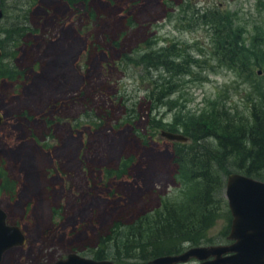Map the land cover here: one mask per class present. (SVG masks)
<instances>
[{
	"label": "rangeland",
	"instance_id": "374dc122",
	"mask_svg": "<svg viewBox=\"0 0 264 264\" xmlns=\"http://www.w3.org/2000/svg\"><path fill=\"white\" fill-rule=\"evenodd\" d=\"M215 7L233 13L245 48L262 27L256 46L264 49V0H0L3 34H15L0 44L12 76L0 79V207L27 238L2 264H52L69 252L93 258L108 251L99 239L114 222L193 194L161 131L185 134L217 106L246 117L249 82L264 81V64L238 74L216 53L213 30L192 21L195 8ZM164 46L188 55V73L171 75L173 92L154 114L146 97L151 73L133 56ZM146 133L153 137L143 143ZM130 157L127 175L107 173ZM215 164L223 179L218 218L198 245L224 243L229 233L226 175L238 169ZM113 255L105 259L114 263ZM117 264L144 263L122 254Z\"/></svg>",
	"mask_w": 264,
	"mask_h": 264
},
{
	"label": "trees",
	"instance_id": "16d2710c",
	"mask_svg": "<svg viewBox=\"0 0 264 264\" xmlns=\"http://www.w3.org/2000/svg\"><path fill=\"white\" fill-rule=\"evenodd\" d=\"M64 1L75 5L79 0ZM192 21L206 24L213 30L216 53L221 61L229 64L238 74L250 76L254 66L261 67L264 64V49L256 46L261 44L262 27L255 31L252 47L245 48L241 41V29L234 25L233 13L222 12L217 7L213 10L195 8ZM3 35L0 44L4 46L15 36L9 30ZM2 53L0 79L5 78V74L12 77L5 70V52ZM133 57L146 74L151 73L146 97L151 103V113L155 114L159 105L173 92L168 81L171 75L188 73V55H183L179 49L174 50L172 46H164ZM176 57L179 60L176 61ZM246 95L249 106L246 117L235 118L219 106L204 109L200 114V122H193L192 127L186 126L184 135L188 141H170L172 163L178 172L189 174V181L195 187L193 194L179 200H162L157 209L140 215L132 222H114L99 239V243L108 251L94 252V259H105L114 252L115 264L120 262L122 254L123 257L129 255L146 263L163 254L181 252L184 243L195 246L203 241L208 242L205 235L218 218L220 200L216 201L215 197L223 184L215 163L224 160L237 168V173L264 181V81L260 78L250 80ZM150 118L149 124H153L154 116L150 115ZM152 137V133H146L140 139L148 143ZM208 138H212V141ZM131 164V157L124 158L118 167L108 169L107 173L114 178L123 177L127 175V168ZM150 171L151 168H147L146 172Z\"/></svg>",
	"mask_w": 264,
	"mask_h": 264
},
{
	"label": "water",
	"instance_id": "95a60500",
	"mask_svg": "<svg viewBox=\"0 0 264 264\" xmlns=\"http://www.w3.org/2000/svg\"><path fill=\"white\" fill-rule=\"evenodd\" d=\"M1 53L0 50V56ZM2 122L0 112V126ZM160 136L169 141L188 140L184 134L169 130H162ZM225 195L233 216L228 237L234 240L231 244L190 246L183 252L154 257L147 264H179L192 258L202 261V264H264V181L241 173H229ZM4 219L5 212L0 207V257L4 250L22 245L25 240L19 228L5 225ZM37 264L50 263L41 261ZM53 264H113V261L70 252Z\"/></svg>",
	"mask_w": 264,
	"mask_h": 264
},
{
	"label": "flooded vegetation",
	"instance_id": "af4514ba",
	"mask_svg": "<svg viewBox=\"0 0 264 264\" xmlns=\"http://www.w3.org/2000/svg\"><path fill=\"white\" fill-rule=\"evenodd\" d=\"M0 12H1V16H0V19L3 17V12L0 10ZM3 35V31H2V27H1V24H0V38H1V36ZM1 50V49H0ZM1 112V111H0ZM2 113V115H3V122H2V124H1V126L4 124V122H5V116H4V114H3V112H1ZM1 126H0V128H1ZM1 132V131H0ZM3 211H4V209H3ZM5 212V211H4ZM230 216H231V218H230V227H229V233L228 234H225V242L224 243H218V244H210V245H229V244H231L234 240H232V239H229L228 237H229V234H230V231H231V226H232V220H233V216H232V213H231V211H230ZM4 224L5 225H13V226H17L18 228H19V230L21 231V233L24 235V243L22 244V245H14V246H12V247H9V248H7L6 250H4L3 252H2V254H1V257H0V264H2V261H3V258H4V255H5V253L8 251V250H10V249H12V248H15V247H22L25 243H26V240H27V238H26V234L24 233V231L22 230V228L18 225V224H12V223H10L8 220H7V213L5 212V219H4ZM195 246H199V245H195ZM190 247V246H189ZM187 248H185L184 250H186ZM184 250H182L181 252H183ZM70 253V252H69ZM65 257V256H64ZM192 259H194V260H196L197 262H198V264H202V261H199V260H197V259H195V258H192ZM192 259H190V260H192ZM211 259V258H210ZM189 260V261H190ZM56 261V260H55ZM188 262V261H187ZM54 263V262H53ZM52 263V264H53ZM113 264H115V263H113ZM144 264H147V262L146 263H144Z\"/></svg>",
	"mask_w": 264,
	"mask_h": 264
}]
</instances>
